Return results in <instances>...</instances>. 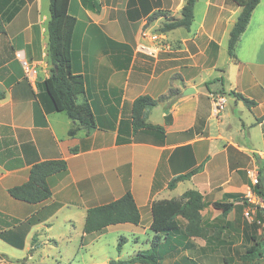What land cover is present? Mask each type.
Listing matches in <instances>:
<instances>
[{
  "label": "crops",
  "instance_id": "crops-1",
  "mask_svg": "<svg viewBox=\"0 0 264 264\" xmlns=\"http://www.w3.org/2000/svg\"><path fill=\"white\" fill-rule=\"evenodd\" d=\"M184 2L69 0L68 13L76 18L71 68L84 78L80 100L89 102L95 123L89 132L80 129L69 136L73 122L48 109L41 86L50 75L40 59L47 52L38 42L46 31L49 0H0V239L25 252L0 251V261L19 264L49 243L67 242L75 228L73 215L79 217L82 245L108 230L131 241L139 228L150 231L153 200L177 198L188 189L203 201L255 193L246 169L256 157L255 167L264 176V0L251 11L236 42L235 60L227 41L241 6L232 0H197L188 29L161 31L165 22L181 17ZM42 45L47 47V38ZM23 60L35 65L34 80L25 76ZM188 87L194 90L185 94ZM169 89L175 94L144 109L145 122L162 131L133 132V100L145 94L158 98ZM221 90L254 104L227 95L231 106L216 112L211 95ZM53 158L67 166L47 177V199L30 204L9 195V187L27 180L33 163ZM197 167L189 178L167 187L174 176ZM126 190L139 209V223L84 233L87 209ZM62 213L71 227L50 233L54 217Z\"/></svg>",
  "mask_w": 264,
  "mask_h": 264
},
{
  "label": "trees",
  "instance_id": "trees-1",
  "mask_svg": "<svg viewBox=\"0 0 264 264\" xmlns=\"http://www.w3.org/2000/svg\"><path fill=\"white\" fill-rule=\"evenodd\" d=\"M82 1L84 4L92 2V0ZM196 1L185 0L180 11L181 17L165 22L160 30L167 31L179 26L188 29L193 19V9ZM232 1L241 6V10L229 31L227 41V53L231 59L235 60L234 48L236 42L249 21L251 11L259 0ZM68 3L69 0H49V19L46 24V32L47 56L51 69L50 75L43 80L41 86L48 102V109L63 112L73 122L67 130V134L72 136L80 129L89 132L95 127V123L89 102L85 99L80 100L84 93V78L81 74L74 73L71 68V39L76 18L68 13ZM175 92L174 89H169L167 94L160 95L158 98H152L146 94L136 97L131 105L133 132L141 128L162 131L161 126L145 122L144 109L154 106L158 101L174 95ZM221 94L240 99L247 106L254 104V101L234 91L225 92L221 90ZM3 95L4 92L0 90V98ZM70 151L75 152L76 148H72ZM66 166V161L62 158L37 161L31 165L27 180L9 187L8 193L12 198L26 203H39L51 195L47 177L64 171ZM200 168L197 167L187 173L174 176L168 182L167 187L169 189L173 188L178 181L189 178ZM253 186L254 192L262 198L263 205L256 206L254 220L251 224H260L264 222V176L260 175L259 172L258 182ZM225 197L230 199L211 202L212 207L220 210L223 214H227L231 210L238 194L227 193ZM203 204L202 195L193 189L184 191L177 198L153 200L150 206L151 223L149 229L152 232L150 245L147 249L136 251L130 260L142 264H160L161 253L158 248L162 240L170 245L171 250H174L176 244L172 238L177 240V237L180 236H204L205 231L201 224L202 215L200 212ZM177 217L182 218L184 222L174 224L173 221ZM139 221V209L131 192L126 190L120 197L108 203L89 207L84 219L83 232H101L108 225L138 224ZM124 243L125 239L119 237L116 246L118 252L121 251ZM18 245L22 246V240ZM168 249L167 247L163 248L164 253L168 252ZM261 257H264V252L261 251V242L253 237V243L245 249L242 258L246 260V264H253L254 259ZM126 262L123 259H109L108 264H125Z\"/></svg>",
  "mask_w": 264,
  "mask_h": 264
},
{
  "label": "rangeland",
  "instance_id": "rangeland-1",
  "mask_svg": "<svg viewBox=\"0 0 264 264\" xmlns=\"http://www.w3.org/2000/svg\"><path fill=\"white\" fill-rule=\"evenodd\" d=\"M47 32L44 30L43 38L39 39L40 51L47 52V47L42 48V42H45ZM42 54V53H41ZM40 59L45 60L46 70L51 69V64L47 53L42 54ZM31 61V59H29ZM29 61V62H30ZM258 158H254V165L246 169L247 183L250 178L247 171L257 169L255 163ZM181 188H185V185ZM233 208L227 214H223L220 210L214 209L211 206L213 199L203 201L201 208L202 221L204 228V236L177 237L173 239L176 248L171 250L170 245L163 240L160 243L159 251L161 253L160 264H246V260L242 258L245 249L255 240L261 242V251L264 252V222L260 224H251V219L247 218L243 209L247 204L242 203L246 192H238ZM225 198L218 201H223ZM65 214V213H64ZM65 216L57 215L53 219L52 234L64 232L66 228L71 227L68 221H64ZM75 228H71V238L67 242H58V244L49 243L45 247L40 248V252L33 259L28 260L27 256L19 260V264H108L109 259H123L125 264H142L131 261L136 251L147 249L150 245L152 232L138 230V236L131 235V241L126 240L122 245L121 251L116 250L119 237L116 232L108 230L106 233L99 235L88 245L80 243V223L79 217L73 215ZM174 224L184 222L180 217H177ZM126 238L128 235L123 234ZM132 239L134 240L132 242ZM169 243V242H168ZM168 245V246H167ZM169 248L168 252L164 253L163 248ZM0 251L8 254L25 253L20 249L13 248L0 239ZM33 253V249L29 251ZM6 264H12L9 260L4 259ZM0 264L2 262L0 261ZM253 264H264V257L253 260Z\"/></svg>",
  "mask_w": 264,
  "mask_h": 264
},
{
  "label": "built area",
  "instance_id": "built-area-1",
  "mask_svg": "<svg viewBox=\"0 0 264 264\" xmlns=\"http://www.w3.org/2000/svg\"><path fill=\"white\" fill-rule=\"evenodd\" d=\"M22 68L24 70L25 76L29 80H34L36 75V67L35 65L30 64L28 61H22ZM212 101L214 104V110L216 112L222 111L226 106H228V97L225 94L216 93L212 94ZM248 177L250 178V183L255 185L258 182V171L257 169H251L247 171ZM245 201L242 203L247 204L246 208L244 209L243 213L247 218L251 219V222L254 220V214L256 210V206H260L263 204L262 198L252 193L251 191L247 193L244 197ZM258 222V221H257ZM2 264H6L4 260H1Z\"/></svg>",
  "mask_w": 264,
  "mask_h": 264
},
{
  "label": "water",
  "instance_id": "water-1",
  "mask_svg": "<svg viewBox=\"0 0 264 264\" xmlns=\"http://www.w3.org/2000/svg\"><path fill=\"white\" fill-rule=\"evenodd\" d=\"M193 90H194V89L188 87V88H186V89L184 90V92H185V94H186V93H189V92H193ZM232 102H233V98H229V99H228V104H229L230 106H231Z\"/></svg>",
  "mask_w": 264,
  "mask_h": 264
}]
</instances>
